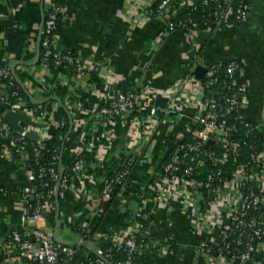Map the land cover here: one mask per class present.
Returning <instances> with one entry per match:
<instances>
[{"label": "crops", "instance_id": "obj_1", "mask_svg": "<svg viewBox=\"0 0 264 264\" xmlns=\"http://www.w3.org/2000/svg\"><path fill=\"white\" fill-rule=\"evenodd\" d=\"M48 1L0 0V59L14 72L26 105L39 110L37 115L26 114L35 126L23 122L19 126L39 139L50 138L60 127V107L69 118V130L60 147L62 167L74 162L85 148L94 152L96 162L80 177L60 184L58 191L56 185L39 226L52 235L57 230L65 246L77 249L76 257L64 264H101L99 257L123 241L144 212L154 228L150 239L138 248L139 264H210L201 248L229 220L230 188L224 189L217 204L219 217L199 229L194 226L197 214L181 185L175 180L159 184L156 173L165 156L193 129L198 91L174 95L175 85L194 76L198 65L242 61L247 85L242 112L248 122L260 125L264 112V0H250L244 23H222L193 34L176 31L164 40L159 34L165 23L198 0H173L159 17L146 22L141 18L146 0H58L61 25L54 34V47L71 53L77 62L64 71L44 69L39 59L35 62ZM150 53L142 67L140 55ZM119 93H139L147 106H155L157 96H173L169 100L172 111L160 110L140 128L86 115V109L105 106ZM260 139L264 169V128ZM12 146L10 139L0 136V264H31L20 257L11 240L13 232L29 230L22 224L21 203L29 170L15 159ZM131 156L135 163L123 188L99 202L103 179L122 168ZM127 188L135 189V194ZM201 197L199 205L204 207L208 200L206 195ZM133 201L137 203L135 212L129 210ZM82 232L87 234L86 242Z\"/></svg>", "mask_w": 264, "mask_h": 264}, {"label": "built area", "instance_id": "obj_2", "mask_svg": "<svg viewBox=\"0 0 264 264\" xmlns=\"http://www.w3.org/2000/svg\"><path fill=\"white\" fill-rule=\"evenodd\" d=\"M172 1L160 0L156 11L152 12L150 7L155 0H146L141 8L142 22L151 20L155 13L157 14L155 18L159 17ZM249 1L198 0L193 2L187 9L189 13L185 19H178V14L172 15L161 30L159 39L164 40L176 31L193 34L222 23H244L248 18ZM48 2L39 37V46L42 49L40 66L44 69L53 68L60 71L61 68L76 66L77 62L71 53L58 51L54 47V32L58 26V15L61 9L58 0ZM199 7L203 8L204 15L195 19L192 13ZM2 80H7V84ZM13 81L15 77L9 67L0 68V89L4 90V94L0 93V104L5 108L0 114V136L12 141L13 156L29 170V185L21 192L22 224L28 226L29 230L26 229L24 234L13 232L11 240L16 245L20 257L29 263L64 264L65 261L76 257L77 249L56 243L53 235L39 226L44 221V210L51 200V193L36 194L32 184L36 180L46 179L51 182L60 181V184L64 185L67 177L61 176L60 153L56 150L41 151L44 147L41 143L49 138L32 142L15 132L4 121L3 117L8 112L25 115L39 113L38 107H28L25 98L18 92H9V87L14 85ZM194 89L198 91L199 99L196 100L195 123L189 133L192 136V142L184 147L180 145L182 142L176 145L168 160L157 171V182L166 184L168 181L175 180L181 185L187 202L197 214L194 226L199 229L206 228L211 219L219 217V211H216L217 204L223 197L224 189L230 188L227 198L230 203L229 220L223 228L225 231L222 230L219 234L223 246L219 248L216 256H212L210 248H207L212 239L201 248V252L210 264H235L236 262L259 264V261L264 258V182L262 180L264 169L260 162L262 154L250 153L249 162L240 164L230 181L222 179L218 167L230 160L236 162L244 145V142L237 137L239 128L245 138L251 137L255 131L264 128V112L259 126L245 121L242 111L247 104V85L243 80V62L240 60L231 59L224 65L217 63L207 66L201 80H197L192 75L180 80L175 85L174 97L188 91L190 94ZM142 99L144 98L139 93H119L110 99L107 105L88 108L85 113L96 121L114 120L140 128L146 122V118L154 116L156 111L155 106L144 105ZM167 99L168 103L163 110L170 112L172 109L169 100L172 101L173 96ZM59 125L62 127L64 121L60 120ZM27 147L30 149H25ZM249 149L254 150L252 145H249ZM84 150L90 151L89 148ZM30 159H34L37 165L36 173L32 171ZM204 159L211 162L217 169L208 172L204 179H200L195 176L203 166ZM134 163L135 158L129 157L122 168L103 179L98 194L99 202L109 198L117 185L125 183ZM91 166L87 167L84 160L76 158L71 166L72 177H80ZM43 186L47 187V182ZM202 195H206L208 200L204 207L199 205ZM30 201H35V205L31 206ZM254 211L261 213L258 216L249 217ZM149 219L147 213H141L135 229L123 241L106 250L102 257L106 259L111 257L113 252H123L126 254V259L121 264H139L137 262L138 248L143 243V238L148 239L152 236L154 228V222ZM143 221H148V225L142 226ZM231 238H233L232 241H230ZM230 242L242 248L232 254ZM99 262L105 264L101 260Z\"/></svg>", "mask_w": 264, "mask_h": 264}, {"label": "trees", "instance_id": "obj_3", "mask_svg": "<svg viewBox=\"0 0 264 264\" xmlns=\"http://www.w3.org/2000/svg\"><path fill=\"white\" fill-rule=\"evenodd\" d=\"M159 2H160V0H155V2L152 4V6L150 7V10L152 12L156 11ZM188 13H189V11L187 10L186 12L179 14L178 19H185L187 17ZM44 14H45V12H44ZM203 15H204L203 8H201V7H199L197 11L192 13V16L195 19L201 18ZM156 16H157V14L155 13V15H153V17H151V19L155 18ZM44 19H45V16H44ZM60 25H61V12L58 15V26H57V29L55 30L54 33L58 32V30L60 29ZM41 58H42V49L39 46L38 64L41 63ZM226 62L227 61L222 62V65H224V63H226ZM6 66H7V64L5 62L1 61V59H0V68L6 67ZM64 70H65L64 68L60 69V71H64ZM2 82L7 84V80H2ZM13 82H14V85L12 87H9V92L16 91L25 98L26 97L25 92L23 91L21 86L18 84V82L16 80ZM0 93L4 94V90L0 89ZM4 110H5V108L0 104V114H2L4 112ZM57 114L59 116V119L64 121V125L62 127H59L56 130V132L52 135V137H50L48 140L41 143L44 146L43 149L41 150L42 152H45L46 150H49L51 152L53 150H56L58 153H60L61 144L64 141L66 134L68 133V130H69L68 115L60 107H58V109H57ZM245 121H247V120L245 119ZM239 131L240 132H239V134H237V137L240 138L244 142V145L242 146V149L240 151V156L237 157L236 162H233V160H230L226 164L218 167V169L221 172L220 176L222 177L223 180H229L230 181L232 179V175H234V173L239 169L240 164L249 162L250 153H252V152H255L256 154H262L263 153L262 141L260 139V130L255 131V133L252 134V136L249 138H245L242 135L240 128H239ZM191 142H192V136L189 135L188 137H186L183 140V142L180 145L184 147ZM249 145L250 146L252 145L254 150L249 149ZM25 149L29 150L30 148L27 147ZM173 149L165 156V158L163 159V161L159 165L158 171L160 170L161 166L163 164H165V162L168 160L169 155L173 151ZM205 149H207V148H205ZM216 153H219V151H216ZM77 159L84 160L86 162L87 167L95 164V162H96L94 152L93 151H87V150H82V151L78 152ZM60 162L61 161L59 158V164L61 165V168H62L61 176L63 178L67 177V180H69L73 176L71 173V166H72L73 162H67L64 167H62V164ZM29 164L32 167V171L36 173L37 165H36L34 159H30ZM216 169L217 168L214 167L211 162L206 161V159H204V164L201 167L199 173L195 177L200 178V179H204L206 177V175L208 174V172H212L213 170H216ZM46 182H47V187H44L43 184ZM56 185H57V182H51L49 180L46 181V179H43L42 181L36 180L35 182H33L32 187L36 190V194L40 193V192H44V193L50 192L51 193V200H52L53 199L52 193H53V190L56 187ZM123 186H124L123 184L117 185L115 187L112 195H116L117 193H119L120 190L123 188ZM30 205L34 206L35 201H30ZM260 213L261 212H259V211L258 212L257 211L251 212L249 217L258 216ZM149 220L152 221L151 218ZM148 221H143L142 226L143 225L147 226ZM223 231H225V229ZM82 236H83L82 237L83 240L86 242L87 234L85 232H82ZM149 239L150 238H148V239L143 238V242L148 241ZM232 239L233 238H231L230 241H232ZM243 242H245V240H243ZM216 244H219V245H216ZM221 246H223V241H222L221 236L218 235V236H215L213 238L211 244L208 245L207 248H210V253L212 256H216L217 251L219 250V248H221ZM83 247H84V245L81 248H83ZM241 248L242 247H238V246L234 245L232 242H230V251L232 254H235ZM103 255H104V253H103ZM125 259H126V254L123 252H113L111 257L106 258V260L109 261L111 264H121L122 262H124ZM261 261H259V264H264V258ZM31 264H39V263L32 262ZM235 264H240V263L236 262Z\"/></svg>", "mask_w": 264, "mask_h": 264}, {"label": "water", "instance_id": "obj_4", "mask_svg": "<svg viewBox=\"0 0 264 264\" xmlns=\"http://www.w3.org/2000/svg\"><path fill=\"white\" fill-rule=\"evenodd\" d=\"M39 49V47H38ZM153 53H150L148 55H140L139 57V61L141 62L142 67L149 61V59L151 58ZM39 59V55L36 56L35 58V62H37ZM206 66H208V64L202 66V65H198L195 67V69L193 70V75L197 80H200L203 78L205 71H206ZM12 74L14 75V72H12ZM32 102L34 101L32 98L30 99ZM35 102V101H34ZM168 100L164 97L161 96H157L156 97V101H155V115H159L160 114V110H163L166 105H167ZM4 121L18 134L25 136L27 139H29L32 142H37L39 141V137L31 132H27L25 130H23L20 126L19 123L23 122L25 124H29V125H33L35 126V124L31 121V118L26 116L25 114H20V113H13V112H8L4 115L3 117ZM64 143H62L63 146ZM61 160V159H60ZM60 187V181L57 182V191ZM127 192H129L131 195L135 194V189L133 188H127ZM137 203L135 201L131 202V204L129 205V210L135 212ZM58 224V221L56 222V225ZM58 232L57 230L54 231L53 233V238L54 241L58 244L61 245H66V243H64L61 238L59 236H57ZM88 247H91V249H94L92 244H88ZM101 261L105 262L106 264H109V262L104 259L102 256L99 257Z\"/></svg>", "mask_w": 264, "mask_h": 264}, {"label": "bare ground", "instance_id": "obj_5", "mask_svg": "<svg viewBox=\"0 0 264 264\" xmlns=\"http://www.w3.org/2000/svg\"><path fill=\"white\" fill-rule=\"evenodd\" d=\"M209 66V65H208ZM207 67V66H206ZM201 80V79H200ZM168 100V99H167ZM168 103V102H167Z\"/></svg>", "mask_w": 264, "mask_h": 264}]
</instances>
